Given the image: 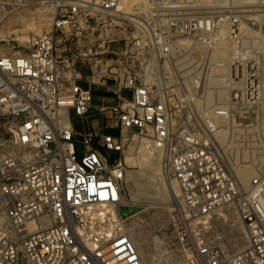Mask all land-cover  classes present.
I'll return each instance as SVG.
<instances>
[{
  "label": "built area",
  "instance_id": "built-area-1",
  "mask_svg": "<svg viewBox=\"0 0 264 264\" xmlns=\"http://www.w3.org/2000/svg\"><path fill=\"white\" fill-rule=\"evenodd\" d=\"M184 1L144 0L125 13L121 0H0V29L10 13L25 24L38 2L51 8L50 25L28 33L22 49L0 35V146L9 148L0 152V264H171L144 255L131 238L137 211L119 213L129 204L123 152L134 133L163 146L179 190L169 219L184 264H264V171L240 186L214 120L257 105L258 78L203 116L183 93H167L164 79L153 88L146 81L176 43L210 42L214 16L184 13ZM111 16L132 26L122 43L107 28L102 36ZM237 225L245 241L228 249Z\"/></svg>",
  "mask_w": 264,
  "mask_h": 264
},
{
  "label": "rangeland",
  "instance_id": "rangeland-1",
  "mask_svg": "<svg viewBox=\"0 0 264 264\" xmlns=\"http://www.w3.org/2000/svg\"><path fill=\"white\" fill-rule=\"evenodd\" d=\"M192 1L193 0H191V1L186 0L183 2V5L191 4ZM221 1L218 0L216 2V7L214 6V8H213V5H205V4H203V5L200 4V6L194 5V7L197 8V9H194V10H196L194 12H197L198 14H203V15H205V14H207V15L212 14L213 15L214 14L213 16H215V14L218 13V17L219 16L225 17V15H227L226 17H229L230 19H232L231 21H234L235 25H232L231 21H230V24H228L230 27H233V28H236V26H238V27L243 26L239 21L236 20V19H238L236 15H241L242 13L243 14H245V13L258 14L259 13L258 14L259 16H256V17H258L257 18L258 22H259L258 24L261 25V22H260L261 18L260 17L263 18L262 23L264 21V15H263L264 11L262 10V8L264 9V0H261V1L260 0H248V2H247V0H245L246 2H244L243 0L242 1L239 0L240 3L237 2L238 0L237 1L236 0H223L222 2ZM244 3H246V4H244ZM158 5L155 4L154 6L158 7ZM246 5H248V6H246ZM47 6L48 5L41 4L40 2L35 4V6H33L34 10H36L35 16H37V14H38L37 12H39L41 10H43V12H44V9ZM204 6H206L207 8H205ZM209 6H212V7H209ZM249 7H251L250 8L251 12H248ZM45 11L48 12V10H46V9H45ZM199 11H201V12H199ZM220 11L222 14L220 13ZM10 14H9V16L7 15V17L5 18V21L3 24V30H6V29L10 30L11 28L18 27L17 32H21L19 34H21L24 37H25V35H28L29 32L36 31L34 26L37 24V21H36L37 18L35 16L31 21H29V19L28 20L26 19V21H25L26 23L23 24L24 21H22L20 17L18 18L16 15L14 17V15H12V13H10ZM27 21H29L28 24H27ZM101 27L103 28L102 36L105 35L104 28H107V29L114 32L113 37L118 39V40H116V42H113V43H117L118 41H120L122 39V37H124V35H131V31H132V26L130 24H128L126 21H123L120 18L113 17V16L104 18V21L102 22ZM252 27H253L254 33H255L254 36H252V38L254 37V39L248 37L249 39L246 38V41H243L244 42L243 43L242 39H241V38H243L242 35H241L242 37H240V35H234V36L240 37V39L237 38L238 39L237 44L238 43L240 44L239 45L240 51H237L235 49V45H234L235 41L232 42L231 44L224 45L225 47L224 46L223 47H224V49L227 47L226 49H228V54H230L228 56L229 57L228 61L236 62L238 59L241 60V61H237V62H242L241 65L243 67L244 76L247 75V76H245V78L249 79L248 74L250 75V77L252 76V74L256 75V77L258 76L257 78H259V79L261 77L263 82L262 81L260 82V80H259V82H260V88L262 89V86L264 85V76H263V71L262 72H259V71H261L260 69L264 68V63H263L264 59L261 61L262 57H264V55H263L264 54V48H263L264 44L262 42L261 32L258 30L257 26L252 25ZM45 28H47V27L42 26V29H45ZM260 30H261V28H260ZM99 31L100 30L97 29L93 36L98 37L100 34ZM231 32H233V31L231 30L229 35L233 37V35H231L233 33H231ZM15 34L13 33L12 34L13 36L10 35L11 37H9V36L7 37V39H9V41H7L5 43V46H9L11 48L13 45H15V47L12 48L13 50L22 49L23 48L22 43L24 42V40H23L24 37L22 38V36H21L18 38L17 37L13 38ZM244 37H247V35H245ZM255 37L256 38L258 37V38L256 39ZM257 42H258V44H257ZM120 43H122V41H120ZM260 43H261V45H260ZM231 45H232V47H231ZM242 46H244L246 49H244V47H242ZM233 49H235V50H233ZM249 49H251V51L252 50L253 51L247 56V54L249 53V51H248ZM260 49H262L263 52H262V50L260 52ZM246 50L248 52L247 54H246ZM254 50H257L258 52L256 51V53H255ZM202 53H204V51L198 49L194 45L187 44V46L182 48L181 51L175 50L172 53H170L171 56L169 55L167 57V59H169V61L167 62V66H170L169 70H174V67H176L175 64H178L179 61H181V62H183V61L187 62L188 61L189 66H192V64H193V66H194V64H195V66H197L198 64L200 66H202L200 63H198L196 65V63L200 61L199 56ZM238 53H239V56L236 55ZM252 53H255V54L259 53L260 57L258 58V56L256 57ZM240 54L241 55L243 54L242 57ZM180 55L181 56L186 55V56H184L183 60H182V58H180L181 59L180 60V59H178V57ZM234 55L237 56V58H235ZM250 55H252L253 58H254V56L256 59L258 58L257 61H255L256 60L255 58L254 59L250 58ZM176 56H178L177 61L175 60ZM244 56H245V58H244ZM191 57H192V59H191ZM197 57H198L199 61H196V60H198ZM193 59H195V60H193ZM247 59H248V62H250V64L247 63V61H246ZM189 60H191V63L189 62ZM195 61H196V63H195ZM258 61L260 62L259 64H257ZM253 62L256 64V66H253L254 70L252 71L250 69H251L252 65H255ZM261 63L263 64L262 68H260L262 66ZM163 65L164 64H161L159 62V65L157 66V68H154L153 75L156 79H158V78L163 79L162 75H165V73L163 74V71H164ZM199 65L197 66L198 68L200 67ZM257 65H259L260 67H258ZM255 67L257 68L256 70H255ZM206 75H207V72L205 73V76ZM226 84L229 85V81H227ZM228 85H226V86H228ZM198 92L200 94V91H197L196 93H198ZM170 93H171V91H170ZM261 96H262V99H261L262 101H260L261 103H258L255 106H239L238 108L235 107L232 115H229V118H228L229 125L232 124V125H235L236 127H240V128L242 127L241 129L243 130V131H238L239 134L241 132V136L238 135L237 131L232 132V130L231 131H230V129L228 130V139H226V141L229 140L230 134L232 136V134L234 133L233 134V141L234 142L231 145V152L226 151V148L229 146L227 143H226L227 145L225 143L223 145L222 142L221 143L219 142V144L217 142L219 150L221 151L222 155L226 158V160H227L229 166L232 168V170L234 169L235 165H241L242 162H243V164L249 163V160H246L247 156H244L243 161H242V157L240 156L242 154L240 153V150H242L244 148L248 150L251 148L252 149L251 152H253V154H256V151H253V149H256V148H252V147L253 146L255 147V145H257L259 143V141H260V143L258 145L264 146V126H263L264 125V110H263L264 109L263 108V106H264V94H261ZM109 98H106L107 99L106 101L110 100ZM226 100H227L226 101L227 103H230L229 95L227 96ZM100 101H101V96L95 95L94 102L99 103ZM184 101H185V104H188L191 106L193 105V103L186 96H185ZM192 107L194 108V106H192ZM198 109L199 108H196L197 111H199ZM241 115L242 116L244 115L243 118L241 117ZM239 117H241L242 119H244L246 121L243 120V122H241L242 119L240 120ZM253 117H255L256 120H254L255 118L253 119ZM247 118H248V120H247ZM99 119L101 121L104 120V118H101V117ZM87 124H89V123H87ZM78 128L81 129L82 125L81 124L78 125ZM246 128H248V129L252 128V129H251V131L249 130L248 132H245L244 130ZM134 134H137V133H134ZM134 134H133V137L130 139V143L128 144V146L125 148V151L123 152L124 157L127 154V152H130V154H132V155L138 154L140 146L143 142V136L144 135L141 137L139 134H137L136 136H134ZM249 134H251V135H249ZM243 135L245 137H243ZM145 136L147 137L148 135H145ZM148 138H151V137L148 136ZM250 139L252 140V142ZM216 141H218V140H216ZM247 143L249 144V146L247 145ZM252 143H255V144L251 145ZM5 144L8 145L7 142H5ZM144 144H146V143H144ZM8 150H9V148H7L5 146H0V152H4V151H8ZM232 150H234V151H232ZM236 150H238L239 152L237 153ZM256 150H258V149H256ZM161 151H163V148ZM248 151H249L248 152V158H249V156H251V154H250L251 152H250V150H248ZM257 153H258V151H257ZM234 158L237 160H234ZM127 164H128V170H127L128 173L126 174V178H125L124 201L125 200L127 201V200H129V198H132L134 196L133 192H130V191H132L133 188L136 189L137 191L139 189V193L142 196L143 195L144 196L142 197L141 195L138 194V196L142 200L139 203L121 204L119 206V213L122 217H126V216L130 215L132 212L137 211L130 216V220H129L130 221L129 230L132 231L133 234L136 236L137 246L144 253V255H148L149 257L150 256L156 257L158 255H162V257H164V259H166V261H168L171 264H184V260L177 256L178 251H177V248L175 246V236H174V233L172 231V226H171L170 219H169V211H170L171 206L173 204V200H172V197H171L169 191L166 190L168 183L170 181V176L167 174V172L165 170L164 161L162 159V152H161V156L159 157V160L157 162H153V160H151L148 163L143 164V165L142 164L140 165L138 163H136V164L135 163H133V164L127 163ZM260 169H262V168H260ZM156 182L158 184H160L161 187L166 188L165 189L166 190L165 191V197H164L163 201L166 202L167 204L165 203V205L162 207L159 206L161 204L158 203L157 198H155L156 193L154 191H156V188L158 187V184ZM131 186H133V188ZM150 192H151V194H150ZM145 195H146V197H145ZM157 203H158V205H157ZM229 215H231L230 217L232 220L233 216H232V213H230V210H229ZM219 229H220V226L217 224L216 230H215V232H213L215 236L219 235L218 234ZM235 231H236L235 236L239 237V240H242V238H240L241 227H239V226L236 227ZM235 236L232 239L225 242V246L228 249L233 248L232 243L234 242ZM233 245H235V242L233 243Z\"/></svg>",
  "mask_w": 264,
  "mask_h": 264
},
{
  "label": "bare ground",
  "instance_id": "bare-ground-1",
  "mask_svg": "<svg viewBox=\"0 0 264 264\" xmlns=\"http://www.w3.org/2000/svg\"><path fill=\"white\" fill-rule=\"evenodd\" d=\"M189 1H191V0H189ZM217 1L218 0H193L192 1L193 4L191 3V4H188V5H185V7H183L182 10L185 11L184 13H197V12H194V11H196L194 9H197V8L194 7V5H199V6H200V4H202V5L203 4H205V5H213V8H214V6L216 7V2ZM243 1L246 2L245 0H243ZM143 2H144V0H121L120 8L125 13H132V12H135L139 7L142 6ZM237 2H239V0ZM247 2H248V0H247ZM244 4H246V3H244ZM246 6H248V5H246ZM204 7L207 8L206 6H204ZM209 7H212V6H209ZM250 8L251 7L248 8V12H251ZM45 9L48 10V12L45 11ZM45 9H44V12L41 9H40L41 11L37 12L38 14H37V16H35L37 18V20H36L37 24L34 26L36 31L29 32V35H31L32 33H36V32L41 31L42 26L48 27L50 25V19H51V12L50 11H51V8H50V6H47ZM168 10H170V11H168L166 14H168L169 16L172 15V14H176L175 12L173 13L171 8H168ZM262 10L264 11L263 8H262ZM145 11H148V9H146ZM199 12H201V11H199ZM220 13H221V11H220ZM258 14H249V13L243 14L242 13L241 15H236L237 18H238L236 20L239 21L243 26L242 27L236 26V28H233V27H230L228 25V24H230V21L232 19H230L229 17H226L227 15H225V17L224 16L223 17H220V16L218 17V13H217L214 16V21L215 20L216 21L214 22V26H215L214 30H213L212 34L210 35V39H209L210 42H207L206 44L205 43L203 44V42L202 43H188V42H184L183 41V42H178L175 45H173V47L171 49V53L173 51H175V50L181 51L182 48L187 46V44L194 45L198 49L204 51V53L200 54V56H199L200 57V61H199V59L197 57L198 60H196V61H199V62L196 63V61H195L196 65L198 63H200L202 65V66H200L198 64L201 68L200 67L198 68L197 67L198 65L195 66V64H194V66H193V64H192V66H189L188 65V61L187 62L179 61L178 64H175L176 67H174V70H169L170 66H167V62L169 61V59H167L165 57V59L163 61V64H164L163 65L164 66L163 67V69H164L163 74L165 73V75H162L163 76L162 78L165 81V88H167L166 89L167 93H170V91H171V93H177V94L180 93V92L183 93L193 103L192 106H194V108H199L198 110H199V113H200L201 116H203L204 114L210 113L212 111L211 110L212 106H215V105H224L225 106L227 104L229 105V103L226 102L227 101L226 100L227 96L229 95V98H230L231 97V91L234 88L238 87V86L242 87L243 86V82L247 81L248 79L245 78V76H247V75L244 76L243 67L241 65L242 62L228 61V58H229L228 56L230 54H228V49H226L227 47L224 49V47H225L224 45L231 44L232 42L235 41V40H232L234 35H233V37L229 35L231 30L236 32L237 35H240V37L243 36V38H241L242 42L246 41V38H248V37L252 38V36H254V34H255L252 25H256L258 30L261 32V38H262V42L264 44V21L262 23L263 18L260 17L261 20L260 19L259 20L261 22V25L258 24L259 23L258 19H257L258 17H256V16H259ZM168 15L159 16L156 20L159 21V22H162V21H164L167 18ZM231 22H232V25H235L234 21H231ZM260 28H261V30H260ZM13 32H14V34L16 33L13 38H16V37L18 38V37L22 36L21 34H19L21 32H17V31L15 32V30H13V29L12 30L11 29L10 30H7V29L3 30L2 28L0 29V35L2 37H4V38H6V37H8L10 35L13 36L12 35ZM29 35H25V37L22 36V38L24 37L23 40H27ZM245 35H247V37H244ZM240 37H238V39H240ZM252 39H254V37ZM257 44H258V42H257ZM260 45H261V43H260ZM231 47H232V45H231ZM242 47H244V46H242ZM263 48H264V46H263ZM244 49H246V48L244 47ZM262 49H260V52H261ZM233 50H235V49H233ZM248 51H249V53L246 50V54L248 53L247 56L253 50L251 51V49H249ZM254 51L256 53L257 50H254ZM262 52H263V50H262ZM255 53H252V54H254L256 57L258 56V58H259L260 57L259 53H257L258 55L255 54ZM236 55L239 56V53L236 54ZM242 55H241V57H242ZM184 56H186V55H182V56L180 55L179 57L176 56V58L175 57L174 58H175L176 61H177V57H178V59L182 58V60H183ZM255 56H254V58H255ZM234 57L237 58V56H235V55H234ZM244 58H245V56H244ZM250 58H253L252 55H250ZM191 59H192V57H191ZM248 59L246 61H247V63L250 64V62H248ZM257 59L255 61H257ZM263 59H264V57H262L261 61ZM193 60H195V59H193ZM189 62L191 63V60H189ZM259 63L260 62L258 61L257 64H259ZM263 63H264V61H263ZM253 66H256V64L252 65V67L250 69L252 71L254 70ZM257 66L260 67L259 65H257ZM262 67H263V64H262V66L260 68H262ZM256 69L257 68L255 67V70ZM260 70L261 71H259V72L263 71V76H264V68H262ZM206 72H207V75L205 76ZM233 73H235V75L240 76V77L238 79H234L233 78L234 77ZM146 78H147L146 81H147V84L149 85V87L153 88L154 85H156V83H157L156 82L157 79L154 77L153 74H148ZM248 78H250L249 74H248ZM258 80H260V82H261L262 81L261 77H260V79L258 78ZM227 81H229V85L226 84ZM226 85H228V86H226ZM197 91H200V94H199V92L196 93ZM261 94H264V85L262 86ZM260 101H262V100H260ZM259 103H261V102H259ZM263 108H264V106H263ZM243 116L241 115L242 118H243ZM241 117H239L240 120L242 119ZM228 118H229V116H220V115H215L214 116L215 122L219 125V128H218V130L215 133V137H216V140H218L217 141L218 144H219V142L220 143L222 142L223 145H224V143L225 144L227 143L229 146L226 148V151L227 152H229V151L231 152V145L234 142L233 141V134L234 133L232 134V136L230 134L229 140L226 141V139H228V130L230 129V131L232 130V132L233 131H237L238 132V131H243V130L241 129L242 127L241 128L240 127H236L235 125H232V124L229 125ZM254 118L255 117H253V119ZM243 120L244 119H242L241 122H243ZM247 120H248V118H247ZM254 120H256V118ZM244 121H246V120H244ZM251 129L252 128H249V129L246 128L244 131L248 132L249 130L251 131ZM136 135L137 134H134V136H136ZM238 135L241 136V132H240V134L238 132ZM244 135H243V137H245ZM249 135H251V134H249ZM251 142H252V140H251ZM144 143H146V144H144ZM259 143H260V141H259ZM254 144L255 143H252L251 145H254ZM258 144L255 145V147L254 146L252 147V148L258 149V150L253 149V151H256V154H253V152H251L252 151L251 148L248 149L251 152L250 153L251 156H249L250 159L248 158V152L249 151L247 149L244 148V149L240 150V153L242 154V155H240L242 157V161H243V157L244 156H247L246 160H249L248 164H243V162H242L241 165H235V167L233 169L234 173H235V175L237 177V180H238V182H239L241 187H246L248 185V182H249L250 178L253 175H255L258 172L264 171V146L258 145ZM247 145L249 146L248 143H247ZM162 148H163V146H162V144H161L159 139H154V138L151 139V138H148V136L146 137L144 135L143 136V142H142V144L140 146L138 154L132 155V154H130V152H127V154L125 155L124 159H125L126 163H129V164L138 163L140 165L141 164L143 165V164L148 163L151 160H153V162H157L159 160V157L161 156V152H162V159H163V151H161ZM232 151H234V150H232ZM257 151H258V153H257ZM236 152L238 153L239 151L236 150ZM234 160H237V159L234 158ZM260 168H262V169H260ZM127 173H128V171H127ZM131 187L133 188V186H131ZM163 188L164 187H161L160 184H158V187L156 188V191H154L156 193L155 198H157V200H158L157 202L161 204V205H159L160 207L164 206L165 203H166V202L163 201V199L165 197V191L166 190L169 191L173 202L178 201L179 190H178V187H177V185H176V183H175L173 178H170V181L168 183L167 189L166 188L163 189ZM130 192H133L134 196L132 198H129V200H127V201L125 200L126 202H128V203H139V202L142 201L140 199V197L138 196V194L141 195L139 193V189L137 191L136 189L133 188L132 191H130ZM150 194H151V192H150ZM145 197H146V195H145ZM158 203H157V205H158ZM229 210H230V213L234 214L233 209H229ZM238 226L242 227L240 225H237V227ZM128 232H129L131 238L133 239V241L135 242V244L137 245L136 236L133 234L132 231L128 230ZM232 238L233 237H231L230 239H232ZM240 238H242V240H239V237L235 236V238H234L235 245H233L234 242L232 243L233 248H236V247H238V246H240L241 244L244 243L245 235L243 233V229L241 230Z\"/></svg>",
  "mask_w": 264,
  "mask_h": 264
}]
</instances>
